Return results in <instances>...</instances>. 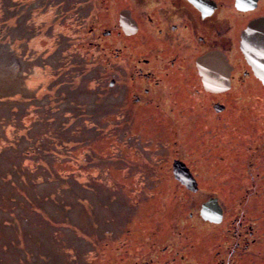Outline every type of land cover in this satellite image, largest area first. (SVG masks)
Returning a JSON list of instances; mask_svg holds the SVG:
<instances>
[{
	"label": "rangeland",
	"instance_id": "374dc122",
	"mask_svg": "<svg viewBox=\"0 0 264 264\" xmlns=\"http://www.w3.org/2000/svg\"><path fill=\"white\" fill-rule=\"evenodd\" d=\"M104 3L0 0V264H97L96 248L103 249L97 238L107 232L118 234L107 243L118 258L121 230H111L112 218L130 223L141 217L132 219L133 234L140 232L142 216L176 184L160 174L172 146L199 180L200 191L189 195L193 216L210 197L243 203L231 216L240 211L253 222L251 259L264 264V88L253 81L219 97L227 111L217 127L208 126L218 121L212 117L200 129L112 123L108 49L100 34L108 26ZM174 116L179 120L178 112ZM152 169L159 173L151 175ZM173 196L172 208L179 205L186 224L177 225L175 236L168 233L171 221L155 224L158 231L164 226L170 242L178 239L173 248L198 256L221 242L235 249L228 223L221 240L220 231L187 218L183 194ZM240 251L232 264H243ZM183 258L177 264H192Z\"/></svg>",
	"mask_w": 264,
	"mask_h": 264
},
{
	"label": "flooded vegetation",
	"instance_id": "af4514ba",
	"mask_svg": "<svg viewBox=\"0 0 264 264\" xmlns=\"http://www.w3.org/2000/svg\"><path fill=\"white\" fill-rule=\"evenodd\" d=\"M104 9L109 16L108 26L100 34L108 49L105 68L111 74L107 79L109 94L106 106L109 107L112 123L123 127L130 123L131 127L136 125L142 128L141 122L144 120L149 125L157 124L170 129L178 123L180 127L200 129L207 127L208 118L212 117L218 121L208 126L217 127L222 120L220 116L227 111L224 103L217 99L233 92L238 85L257 81L244 59L241 42L243 33L264 18V0H105ZM212 55L216 58L207 61ZM208 62L213 67H208ZM208 69L220 71L222 78L226 75L229 87L218 92L209 91L205 84ZM175 112L179 113V120L176 121ZM171 151L167 160L168 168L160 174L171 176L176 184L166 186L160 196V205L146 217L142 216L145 223L140 222V232L137 234H133L136 224L132 219L140 220L141 217L130 218V223H122L125 220L122 217L112 218L115 229L111 230H121V243L115 251L119 252V257H112L107 244L112 236L118 238V234L107 232L102 236L104 240L101 236L97 238L96 247L102 245L103 249L96 248V263L177 264L176 259L180 260L184 255L192 264H232L233 259L237 258H232L236 254L235 250L241 249L239 256L244 257L242 263L255 264L250 255L255 246L253 235L256 230L253 222L250 218L246 221L239 216L240 211L231 216L243 203L239 205L238 202L237 205L227 202L226 206V201L210 197L199 206L198 216H193L191 211L196 207H193L195 202L189 195L200 191L199 180L179 148L173 152L172 146ZM156 156L155 159L159 158ZM177 162L188 167L196 182L195 190L180 180L173 168ZM152 170L154 172L151 175L159 173ZM174 193L186 197L181 205L188 211L187 218H198L197 222L204 230L220 231L221 240L225 238L228 223L227 235L236 238L235 249L225 248L221 242L216 250L205 248L206 253L198 256L187 249L180 251L173 248L180 244L178 239L175 242L171 239L170 242L162 231L165 230L164 221L173 223V230L168 232L172 234L178 224H186L185 214L182 218L176 212L179 205L174 210L172 208L175 205ZM210 199H215L218 205L219 218L216 223L200 214L202 205ZM190 220L187 219L189 224ZM160 222L163 223V229L160 226L158 231L155 224ZM185 229H180L182 234ZM161 234H165V240L160 239ZM212 237L214 240L217 238L215 235ZM101 240L102 244L99 242ZM205 242L203 240L201 246L206 247ZM162 252L164 255L160 254ZM191 256L197 257L193 259ZM233 264L241 263L235 261Z\"/></svg>",
	"mask_w": 264,
	"mask_h": 264
},
{
	"label": "water",
	"instance_id": "95a60500",
	"mask_svg": "<svg viewBox=\"0 0 264 264\" xmlns=\"http://www.w3.org/2000/svg\"><path fill=\"white\" fill-rule=\"evenodd\" d=\"M241 51L254 76L264 86V18L256 21L243 33ZM214 58L216 57L212 55L208 57L207 61ZM210 66L213 67V64L208 62V67ZM219 73L220 71L208 69L205 84L209 91L218 92L229 87L228 80H226L227 76L224 75L222 78ZM173 168L178 173L180 180L189 188L195 190L196 183L184 164L180 162L174 163ZM218 210L216 200L211 199L202 206L200 213L203 218L217 222V217L219 218Z\"/></svg>",
	"mask_w": 264,
	"mask_h": 264
}]
</instances>
